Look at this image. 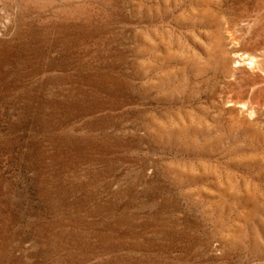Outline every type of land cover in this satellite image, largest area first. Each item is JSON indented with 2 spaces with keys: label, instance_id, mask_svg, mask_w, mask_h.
<instances>
[{
  "label": "rangeland",
  "instance_id": "rangeland-1",
  "mask_svg": "<svg viewBox=\"0 0 264 264\" xmlns=\"http://www.w3.org/2000/svg\"><path fill=\"white\" fill-rule=\"evenodd\" d=\"M0 264H264V0H0Z\"/></svg>",
  "mask_w": 264,
  "mask_h": 264
}]
</instances>
